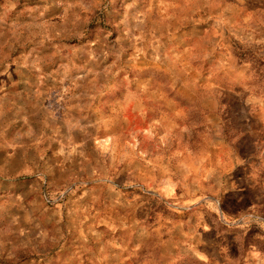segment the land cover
<instances>
[{
  "label": "rangeland",
  "instance_id": "374dc122",
  "mask_svg": "<svg viewBox=\"0 0 264 264\" xmlns=\"http://www.w3.org/2000/svg\"><path fill=\"white\" fill-rule=\"evenodd\" d=\"M260 137L264 0H0V264H264Z\"/></svg>",
  "mask_w": 264,
  "mask_h": 264
},
{
  "label": "crops",
  "instance_id": "0c3cea01",
  "mask_svg": "<svg viewBox=\"0 0 264 264\" xmlns=\"http://www.w3.org/2000/svg\"><path fill=\"white\" fill-rule=\"evenodd\" d=\"M258 141H256V144L255 147H254V152L252 154H250V158H249V161L248 163H238V165H236V167L240 168L242 166H247L248 167V171H251L252 175H255L256 178L260 181H263L261 183H264V141H261V137L260 138H257ZM261 141V142H260ZM218 193H221L220 191ZM261 204V203H260ZM216 206L218 207V210L220 211V217H219V224L220 225H227L231 228H234L233 231L234 232H237V233H241L243 231L244 233V239L242 241V247L245 249V254L247 252V254L245 256H242L240 257V259H238L237 263L240 261V260H243V257H246L249 253H253V252H256L257 254L256 255H252V256H257L259 258H263L264 257V248L261 247V246H253V245H247V241H248V236L251 235H254L258 238H260V241H264V239L262 240V238L264 237V232H262L260 229L259 231H249L248 230V227L246 228L245 225L243 224L245 219H247L248 217L245 215V213H242L240 214L238 217H236L234 215V217H236V219H234L235 221L232 223V222H229L228 224L225 223V219H223V213L226 209V205L222 203V201H218L216 203ZM251 209L252 210H257V205L256 204H251L250 205ZM247 208V206H246ZM234 209L236 210H240V209H243V206H237L235 205L234 206ZM249 220H255L257 219L258 221L261 220V223L263 222L262 218L260 216H258L257 218H255V215H249ZM225 223V224H224ZM241 225H243V227L241 228ZM250 233V234H249ZM252 237V236H251ZM250 237V239L252 240V238ZM244 244L246 246H244ZM251 247L253 249H251ZM223 255H221L222 257ZM198 258H194L192 257V255H188V256H185V257H181L180 259H178L176 261V264H230V262H228L227 260L225 259H219V258H216L214 256H209V255H204V256H197ZM264 260V259H263ZM241 262V261H240ZM240 264V263H239Z\"/></svg>",
  "mask_w": 264,
  "mask_h": 264
}]
</instances>
